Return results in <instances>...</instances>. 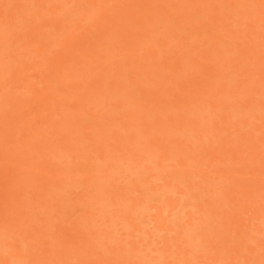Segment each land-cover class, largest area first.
<instances>
[{
  "label": "rangeland",
  "instance_id": "rangeland-1",
  "mask_svg": "<svg viewBox=\"0 0 264 264\" xmlns=\"http://www.w3.org/2000/svg\"><path fill=\"white\" fill-rule=\"evenodd\" d=\"M0 264H264V0H0Z\"/></svg>",
  "mask_w": 264,
  "mask_h": 264
}]
</instances>
